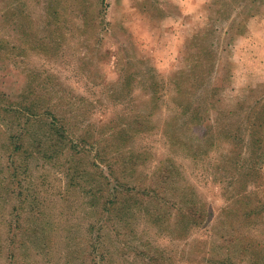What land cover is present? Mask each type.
<instances>
[{
	"label": "rangeland",
	"instance_id": "obj_1",
	"mask_svg": "<svg viewBox=\"0 0 264 264\" xmlns=\"http://www.w3.org/2000/svg\"><path fill=\"white\" fill-rule=\"evenodd\" d=\"M219 76L244 141L264 0H0V264H264V146L185 114Z\"/></svg>",
	"mask_w": 264,
	"mask_h": 264
},
{
	"label": "trees",
	"instance_id": "obj_2",
	"mask_svg": "<svg viewBox=\"0 0 264 264\" xmlns=\"http://www.w3.org/2000/svg\"><path fill=\"white\" fill-rule=\"evenodd\" d=\"M209 32L210 30L207 33ZM213 54L214 53L211 49H205L206 60L209 57L213 56ZM201 62V65H203L202 75H204L205 72L207 74V71L205 70L207 62L205 61V56L202 58ZM213 66L214 65L212 64L211 68H213ZM221 83L222 80L219 76L217 77L216 82L212 85L214 88H216V90L212 89L214 93L209 96L206 95L205 92H201L199 93V95H196V100L193 105L188 102V105L190 107L185 114H187V116H190L192 119L197 120V124H210L211 127L216 129L217 134L221 135V133H223L224 135H226L227 138H229L230 142H233V146L235 141L240 138V140L238 139V141L242 142V146L244 144L245 152L246 149H249V152L252 155L251 157L259 155L260 150H262L264 146V96L260 98V100L256 101L252 108H248L249 115L247 114L246 118L244 119L246 122V127H244V130L246 131V137L243 141V139L241 140V135L239 137V135H237V131H233L229 127L230 114H232V111L227 110L223 113H219V115L215 114L213 118L211 117L210 109H214V106H216V104L220 102V99L217 98L216 92L217 87ZM192 86L193 84H191L190 87ZM180 94H182V92ZM245 110L243 111L244 113ZM232 150L234 151V149H231V154L234 153Z\"/></svg>",
	"mask_w": 264,
	"mask_h": 264
}]
</instances>
